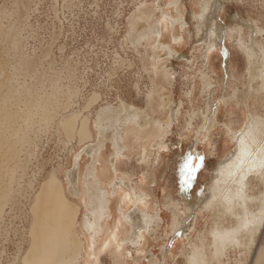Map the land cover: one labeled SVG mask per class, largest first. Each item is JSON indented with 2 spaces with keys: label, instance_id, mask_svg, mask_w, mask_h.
I'll return each mask as SVG.
<instances>
[{
  "label": "rangeland",
  "instance_id": "374dc122",
  "mask_svg": "<svg viewBox=\"0 0 264 264\" xmlns=\"http://www.w3.org/2000/svg\"><path fill=\"white\" fill-rule=\"evenodd\" d=\"M218 4L222 11L213 16ZM217 15L230 40L221 51H209L213 47L207 28L213 29ZM231 16L253 28V40L251 30L231 22ZM238 44L253 52L249 61ZM259 51H264V0H0V64L8 73L5 80L0 76V86L7 82L16 90L8 108L29 116L27 125L15 119L17 129L26 128L22 144L11 152H2L0 144V198L7 194L0 199V264H21L30 242V206L52 173L68 200L79 207L76 229L84 246L90 238L83 218L91 220L89 212L100 205L108 208L118 186L123 191L114 209L133 220H121L118 237L130 256L127 264H187L186 257L199 251L207 255L208 264H264V210L257 200L264 185L256 180L247 190L256 199L248 210L261 212L253 233H243L234 217L204 212L183 239L173 238L170 229L164 232L167 225L182 230L187 222L189 205L178 189L199 190L192 195L194 203V196L205 194L214 164L233 150L234 143L228 149L227 130L244 127L241 104L248 93L250 115L264 122V92L259 97L251 93L261 86L253 56ZM52 94L56 96L48 98ZM224 99L235 102L224 104ZM216 102L213 126L210 111ZM132 115V126L125 128L121 118ZM70 117L74 132L66 137L57 124ZM81 123L86 138L76 134ZM153 131H158L155 136ZM97 144L95 155L91 149ZM193 145L197 162L183 178V159ZM97 157L109 165L102 183L91 173ZM113 159L118 161L114 165ZM124 191L130 195L125 203ZM141 201L148 206H140ZM140 212L151 218L145 224L147 234ZM156 215L163 225L156 223ZM112 221L107 220L108 232ZM214 226L235 228V240L214 246L209 236ZM137 232L145 242L143 237L135 241ZM109 237H101L93 250L85 246L78 264H88L84 251L99 255L96 264H114L112 249L105 248Z\"/></svg>",
  "mask_w": 264,
  "mask_h": 264
},
{
  "label": "bare ground",
  "instance_id": "6f19581e",
  "mask_svg": "<svg viewBox=\"0 0 264 264\" xmlns=\"http://www.w3.org/2000/svg\"><path fill=\"white\" fill-rule=\"evenodd\" d=\"M196 1L198 2V0H190V4L195 3ZM223 2H225V0H223ZM221 11V4L216 5L215 10H213V16H215V14H219ZM215 20L216 25L213 24V29L211 30V28H207V30H209V34H211L212 36L209 47H213L209 51H221V49L224 48L223 46H226L228 40H230V31L228 27L225 25V23H220V21H218V15ZM231 22H239V26H241V28H247V30H251V40H253V28H251L249 24H243L241 20H237V18H233V16H231ZM161 31L162 30L160 29V34ZM175 40L180 41L179 38H176ZM181 41L183 42V39H181ZM181 45L182 43H178L177 47ZM237 49L244 55L246 60L250 59V54L253 53L249 52L248 49L242 44H238ZM169 53L174 54L176 58L180 56L174 50H169ZM253 56L256 60L255 63L258 66L257 75H259L258 80L261 81V86L252 88L253 91L251 93H254L255 97H259L261 92H264V51L256 52ZM206 58H208V55L206 56ZM6 68L7 66L0 64V76L4 77V79L2 80L8 78ZM6 83H3V85L0 86V144L2 145V147H4L2 152H11L13 150V147L18 145V143L22 144V142H24V134L26 133V128L24 130L17 129L15 127V119L17 117H20L23 119L24 125H27L29 116L24 113H22V115H19L14 112L15 110L12 111L10 108H8L10 99L13 97V95L16 94V90L11 87L10 83ZM33 87V92L36 93L38 91V87L36 85ZM29 91L30 88L28 90V94ZM249 94L250 93H248L244 97L245 100L243 99L244 101L241 104L244 106L243 108H245V114L247 118L246 123L244 127L238 132L227 130L229 143L228 149H230L232 143H234V148L231 152L225 155L224 159L216 162L214 164V167L209 171L211 177L209 182L205 183V194L201 197L194 196L195 202L193 203L191 201V198L193 197L192 195L193 193L197 194L199 190L195 189L192 192H189V189L184 186H181L178 189V196L181 197L180 199H182L183 202H186L189 205V214L187 222L185 226L182 227V230H175L174 227L173 229L172 226L168 227V225L164 228L165 233H168V229L171 230L173 238L180 237L181 239H183L186 236L187 232L194 231L197 219L203 212L210 214V216L214 215L218 217L220 216L222 218L225 216H228L230 218L234 217L238 223V226L236 227L244 228L243 233H253L251 232L252 229L257 227H254V225L260 224L261 219L258 217H260L261 212L254 213L248 210V203L256 199L252 198V196H248L247 190L248 186L252 184L251 182L255 180L264 185V122L261 119L254 118L252 115H250L249 110L252 106V103H250L252 96H249ZM47 96L48 98H54L56 95L52 94ZM27 97L28 96H26V98ZM27 99H29V97ZM222 102L224 104H230L235 101L232 99H224L222 100ZM211 110V122L212 125L215 126L214 118L216 117V113L219 112V106L217 102L212 106ZM134 115L128 117L124 116L123 118H121L123 120L122 123L123 125H125V128H127L128 124L131 125L130 123L135 118ZM73 121L75 120H72L71 117L62 118L58 121L57 125L63 129L66 137L71 136V134L74 132L73 126L75 122L73 124ZM82 123V126L78 128L76 134H78L79 137L84 138L86 136V133L84 132L85 128L83 127ZM134 123L137 124V122ZM152 123H154L155 126V122L152 121ZM155 130H157V128ZM159 130L161 129L159 128ZM130 131L133 130H129V132ZM157 132L158 131H153V136H155ZM129 134L132 133L130 132ZM148 136L151 137V133ZM99 147L100 144L98 146H95L94 149H91V151L96 155L99 151ZM15 154L16 152L14 153V156ZM195 154H198V152L196 150V147L193 145L189 149L188 154L185 155V159H183V167L181 166L183 178H187L186 176L191 174L192 168L197 162L196 159L193 158V155ZM202 155L203 153L201 154V156ZM100 158L101 157L96 158L97 163H94L93 165L94 167L96 164V167H92L91 173H95L96 180L99 183H102L101 181L106 177L108 170L107 167L109 165L106 166V163L103 161V159ZM117 162L118 161L116 159H113L110 164L114 165ZM113 170L114 167L112 168V172L115 173V171ZM61 184L62 183L58 180V178H56L55 174L52 173L43 181V183L39 187V190L30 206L31 224L28 230L30 242L24 257L21 259V264H78L79 259L83 256L84 247L87 246L88 251L89 249L93 250V248L90 247H99L101 237L103 238L105 237V235L110 236L109 240L105 243V248H108L107 250L112 249L111 255L114 256V264H127L126 259H128V257L130 256L124 252L121 246H119L120 243L118 241V237L122 231L121 227L124 226H122L121 220H127L129 224H131L133 220H131V218H129L127 214H123L122 209H114V203L118 199V197H120V192L123 191H121L122 188H119L117 186L115 198L109 200L112 203L108 208L100 205V207L95 210L94 213H92V211L89 212L92 217L91 220H88L87 216L83 218L82 228L90 238V241L86 240L87 242L84 246L85 242L82 243V241L78 237L79 232L77 233L76 229L79 207L74 203L72 204L71 201L68 200L65 195L66 192H64L65 189L63 190V185ZM121 196L123 198V203L129 201L130 199V195L125 191L123 192V194H121ZM6 197L7 194L4 193L3 195H1L0 199L5 200ZM257 200H259L261 207H263L262 210H264V195L260 196ZM139 203L140 206L142 205L144 208L148 206L147 201H141ZM172 206L173 202L168 207L172 208ZM258 207L260 209V205ZM139 216L141 219V226L145 228L143 232L147 234V228H149V226H145V224L146 222H150L151 218L144 212H140ZM156 216V223L160 221L159 224L163 225L162 218H160L158 215ZM110 219L113 220L112 229L108 232L107 220ZM139 234H141V232H137L135 241L139 242L143 237L142 242H145L146 239L144 238L143 234H141V237ZM209 236L211 237L214 246H217L218 244H221V242H231L235 240L236 229H228L223 227L218 228L214 226L213 229L210 230ZM173 242H175V240H173ZM139 247L141 248V246ZM85 252L86 251H84V257L88 260V264H96V262L98 261L97 257H99V255L89 256L91 253ZM98 253H100V250L98 251ZM165 254L170 255L171 251L169 249H165ZM214 255L215 254L212 255V258H214ZM153 258H155V256H153ZM195 258L197 259L195 260ZM130 259H132V257ZM186 261L187 264H208V257L207 255L199 251L196 254H193L190 258L186 257ZM143 262H145V260H143Z\"/></svg>",
  "mask_w": 264,
  "mask_h": 264
}]
</instances>
